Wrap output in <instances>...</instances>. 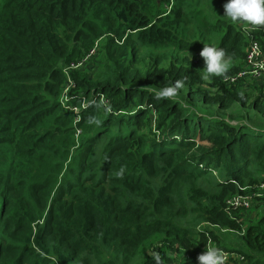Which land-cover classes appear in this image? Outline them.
Masks as SVG:
<instances>
[{"label": "trees", "instance_id": "16d2710c", "mask_svg": "<svg viewBox=\"0 0 264 264\" xmlns=\"http://www.w3.org/2000/svg\"><path fill=\"white\" fill-rule=\"evenodd\" d=\"M213 2L220 16L196 0L189 18L188 0H0V264H198L209 240L264 264V198L255 221L225 212L264 184V86L224 84L249 36L223 17L227 0ZM191 20L225 51L224 75L205 88L185 57L133 66L135 45L200 52L182 34ZM103 27L125 45L108 42L98 76L69 72L61 102L64 70Z\"/></svg>", "mask_w": 264, "mask_h": 264}, {"label": "rangeland", "instance_id": "374dc122", "mask_svg": "<svg viewBox=\"0 0 264 264\" xmlns=\"http://www.w3.org/2000/svg\"><path fill=\"white\" fill-rule=\"evenodd\" d=\"M214 0H201L200 5L197 7V9H200L202 7L205 8L208 12L215 16H220L219 11L217 9V5L213 2ZM187 11L189 12V18H192L193 12L196 9V0H188V5L186 7ZM166 11L169 10V7L165 9ZM191 10V11H190ZM212 22L214 19H211ZM188 22L185 23L182 29V34L185 36V40L192 42V41H198L201 46L204 47V45H212L215 46V41L210 40V38L213 36L212 32L204 30V26L200 23H196L194 20H191L188 24ZM241 26V29L246 30V28H250L248 31L249 32H257L253 31L251 28H257L250 26L248 24H239ZM120 36V37H119ZM127 40V35H123L122 32H119L118 35H112V34H107V29L103 27L102 31V37L99 38L94 42L93 48L91 50H94L95 53L94 55H90L89 57L85 58L82 60L79 65L77 66H72L68 72H85L82 74H86L88 78H93L95 75H99L100 72L103 70V65L106 63L105 58H104V49L107 46L108 42H113L115 45L118 46V48H123ZM131 42V41H130ZM90 50V51H91ZM129 52V51H128ZM201 52V51H200ZM200 52L197 53H188V54H183L182 52L172 49V48H166L163 50H154V51H148L144 50L138 46L135 45L134 50L130 52V55H133L134 57V62L133 66L137 65V68L139 71L144 70L146 67L154 68V60L159 58L162 60L160 62L161 68L167 69L170 65H175L178 66L181 64V59L186 58L188 60L193 61L194 63L198 64L199 66V76L201 80H203L202 86L207 88V82L209 80H204L202 79L204 73L202 69L204 68V60L200 56ZM119 55H116L115 58H118ZM80 61V60H79ZM97 75V76H98ZM261 85V84H260ZM252 95L256 97L257 93L252 92ZM65 102V100L61 99V102ZM71 111V110H70ZM79 111V108L77 110L73 111L74 115V123L76 118L78 119V115H75ZM253 191L249 193L248 195H255L253 198L250 199L251 205L248 210L246 211H235L238 212L237 216H241L244 221L247 223L255 221L259 215V206H260V199L264 198V187L260 186H255L252 188ZM244 191V189H241ZM245 190H248L247 188ZM258 195V196H257ZM1 205V204H0ZM242 214V215H241ZM243 222V221H242ZM209 225V224H207ZM205 226V225H202ZM210 228H219L217 226H211L209 225ZM221 230V229H219ZM222 231V230H221ZM223 232V231H222ZM213 247V249L216 248V243L214 241H208L206 247Z\"/></svg>", "mask_w": 264, "mask_h": 264}, {"label": "clouds", "instance_id": "9594fccd", "mask_svg": "<svg viewBox=\"0 0 264 264\" xmlns=\"http://www.w3.org/2000/svg\"><path fill=\"white\" fill-rule=\"evenodd\" d=\"M223 17L234 24H248L253 27H264V0H227L223 5ZM225 51L212 45H204L200 56L204 60V75L202 79L209 80L222 76L228 70ZM183 87V81L178 80L173 86L160 90L156 99H165L177 95ZM198 264H223V256L218 249L206 247V251L197 257ZM154 264H163L159 255L154 256Z\"/></svg>", "mask_w": 264, "mask_h": 264}, {"label": "built area", "instance_id": "2783aa9c", "mask_svg": "<svg viewBox=\"0 0 264 264\" xmlns=\"http://www.w3.org/2000/svg\"><path fill=\"white\" fill-rule=\"evenodd\" d=\"M249 29L250 28H246L245 30L246 32H248L247 36H249V38H248V45L245 51V59L243 65L237 73L224 78V84L227 87H231L234 83L237 82H242L243 86H247V85L259 86L261 84V81L264 80V51L258 40L254 36H250L251 32L248 31ZM251 29L253 31H258V28H251ZM89 53L90 55H94L95 51L91 50ZM87 57L89 56H86L85 58ZM85 58H83L82 60H84ZM81 61L70 64V66L64 70L67 80L66 87L64 88L63 91L65 101L68 100L69 91L74 87V83L70 78L68 70L72 66L79 65ZM101 102L103 104L106 103V101L103 100V98H101ZM82 107L83 108L85 107L84 102L82 104ZM74 109L75 111L77 110L76 108ZM261 187H264V184H261ZM254 196L255 195L237 194L228 198L226 201L225 212L229 216H233V212L235 211L248 210L251 205L250 199L253 198ZM219 251L223 256V264H241L243 262V257L237 253L227 252L222 250ZM175 264H182V263H175Z\"/></svg>", "mask_w": 264, "mask_h": 264}, {"label": "crops", "instance_id": "0c3cea01", "mask_svg": "<svg viewBox=\"0 0 264 264\" xmlns=\"http://www.w3.org/2000/svg\"><path fill=\"white\" fill-rule=\"evenodd\" d=\"M261 86H264V80H263V81H261Z\"/></svg>", "mask_w": 264, "mask_h": 264}]
</instances>
